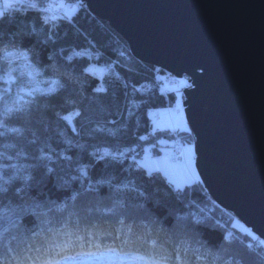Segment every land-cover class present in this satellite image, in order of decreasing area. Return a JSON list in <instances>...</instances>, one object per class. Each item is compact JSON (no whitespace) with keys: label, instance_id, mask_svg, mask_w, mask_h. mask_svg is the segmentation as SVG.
I'll return each mask as SVG.
<instances>
[{"label":"trees","instance_id":"obj_1","mask_svg":"<svg viewBox=\"0 0 264 264\" xmlns=\"http://www.w3.org/2000/svg\"><path fill=\"white\" fill-rule=\"evenodd\" d=\"M23 2H36L44 7L52 2L59 6V0ZM60 17L59 27L56 23L42 25L37 13L25 7L19 11L9 10L8 19L0 22V54L5 49L26 52L29 64L39 71L40 77L53 79L54 88L61 89L58 95L51 97V106H47L48 97L44 94L48 91H45L27 100L22 116L10 119L0 116V120L7 121L0 127V185L15 177L6 186L23 187L19 178L32 177L28 182V214L22 220L14 217L22 225L19 237L40 248L31 253L30 259L37 264H46L49 260L61 264L92 252L108 255L109 263L139 264L133 257L159 253V248L153 249L149 244L152 239L159 244L169 238L174 242L191 239V235L184 234L185 225L191 224L190 219L184 218L191 214L201 221L195 230L188 228L196 241L217 248L227 234L233 243L219 253L223 259L231 264L233 254H238L243 264H260L258 255L264 256V250L257 253L255 247L260 241L249 239L254 233L231 211L218 206L200 180L179 187L176 193L160 171L138 170L133 164L132 157L140 156L146 145H151L153 152H159L162 136L170 155L171 127L152 131L151 114L156 112H150L175 99L174 91L163 95L160 90L166 71L134 57L127 41L106 21L92 14L84 3H78L70 16L63 11ZM89 64L102 68V73L90 71ZM97 87L105 88L107 95H97L94 92ZM66 101H75L93 121L91 127L106 128V133L93 137L82 130L73 137L63 122L51 116L53 107L71 114V106ZM167 114L170 115V110ZM81 123L78 120L77 127ZM12 128L20 131L13 133ZM176 129L183 141L189 140L188 131ZM141 135L147 139L140 141ZM190 137L193 140L191 131ZM68 139L73 145L81 144L84 148H68ZM98 144L110 147L117 155V148L125 151L128 146L135 152L120 157L121 163H114L111 158L96 163L91 154L97 151ZM54 153L71 159H58ZM43 155H51L52 160L37 159ZM83 165H89L87 177H80L77 171ZM45 166L53 168V173H47ZM0 221L7 222L2 215ZM161 228L164 233L157 236ZM146 230H152V235H145ZM245 233L248 235H243ZM17 243L19 241H13L12 246L16 247ZM96 243H100L99 249ZM248 243L254 245L251 250L246 247ZM7 245L8 239L0 241L2 259H7L3 256ZM194 246L199 247V244ZM168 247L174 251L172 245ZM20 248L23 249L24 244H20ZM21 256L27 257L29 253L23 251ZM184 259L196 264L191 253Z\"/></svg>","mask_w":264,"mask_h":264},{"label":"water","instance_id":"obj_2","mask_svg":"<svg viewBox=\"0 0 264 264\" xmlns=\"http://www.w3.org/2000/svg\"><path fill=\"white\" fill-rule=\"evenodd\" d=\"M65 1L84 3L137 59L187 77L199 180L264 238V0Z\"/></svg>","mask_w":264,"mask_h":264},{"label":"snow or ice","instance_id":"obj_3","mask_svg":"<svg viewBox=\"0 0 264 264\" xmlns=\"http://www.w3.org/2000/svg\"><path fill=\"white\" fill-rule=\"evenodd\" d=\"M18 5L19 7H17ZM0 6H2L0 7V22L8 19L9 10L19 11L21 9H24L25 7L37 13V19L40 20L42 25L56 23L57 27H59L58 21L62 19V17H56L54 15L53 9L57 6V4L52 2L48 3L47 7H41V5L36 2L25 4L23 0H0ZM59 7H65V0H59ZM41 12H43L45 15H40ZM71 19L74 22V17ZM49 39H51V37H49ZM0 55L3 56L4 61H6L8 65L11 64L13 58L28 60V55L26 52H9L7 49H5ZM69 59H71V57H69ZM14 71L15 69L11 67H0V82L9 86L12 83H15L16 81L13 77ZM33 71H35V69H33ZM29 78H31V73H29ZM60 90L61 89L52 88L44 94L48 97L47 106H51V97L58 95ZM21 91H23V88H21ZM35 91H37V89H33L32 91L26 92L25 95L32 96ZM94 92L97 95H107V90L105 88L97 87L94 89ZM66 103L70 104L71 106V114H68V112L64 109L57 110L55 107H53L51 116L56 121L63 122L66 126V129L72 133L73 137L80 135L82 130H86L88 133L92 134L93 137H95L97 133H106V128L91 127L93 121L83 108H80L76 105L75 101H66ZM23 109L24 106L22 104L19 106H14L13 108L5 107L4 115L7 116L9 119L13 116L19 117L24 114ZM78 120L82 121L79 127H77ZM6 123V120H0V127H4ZM112 123H114V121ZM11 131L13 133H18L20 130L17 128H12ZM186 131L189 132V140L187 142L188 146L184 149L183 152L179 154L178 157L174 158L171 161L155 160L148 161L144 164H137L136 157H132L133 164L137 166L138 170L140 168L151 166L156 168L157 171L163 172L165 178L167 179L169 187L173 192L176 193H179L180 191L178 182L179 180L189 181L195 179L197 182H199V172L196 170L195 146L191 143L190 129H187ZM112 135L114 136V134ZM138 139L140 141H144L147 139V137L141 135L138 137ZM66 143L68 145V148H84V145L81 144L73 145L71 139H68ZM95 147L97 151L93 152L91 155L95 158L96 163L104 162L108 158H111V161L114 163H121L120 157L125 156L127 153L135 152V149L130 146H128L125 151H122L117 148L116 151L118 152V155L114 154V152L110 150V147H101V145L99 144ZM49 151L54 150L50 149ZM97 152H99V155H97ZM54 154L57 155L58 159H71V157L63 155L62 153ZM37 159L51 161L52 156L43 155L37 157ZM88 168L89 165H83L77 168L80 177H87L89 175ZM45 170L49 174L53 173V168L45 166ZM13 179H15V177H10L9 180L4 181L3 185H0V209H2V213H0V215L3 216L4 221H7L6 223L0 221V241L8 239V245L3 250V256H6L7 259L0 258V264H37L36 260L30 259V257L33 251L38 252L40 251V248L30 241L28 243H25L24 240L19 237L18 233L22 225L20 222H17V220L14 219V217L19 216L22 220L23 217L28 214V208L26 206L27 200L29 199L28 189L30 185L28 184V182L32 179V177L29 175H24L19 178V182L24 185L23 187H7L6 185H9L11 180ZM138 195L142 196L143 193H138ZM13 197H15V201L13 200ZM16 201H18V203ZM36 206L38 207L39 205ZM184 219L191 220L190 225H185L184 233L186 236L191 235V239L174 242L171 240V238H169L163 244H159L156 239H152L151 241H149V244L153 249L159 248V253L157 254L154 252L152 256L137 255L133 257V259L139 261V264H192L191 261H186L184 259L185 256L191 253L194 257L196 264H209V261L210 264H229L227 260L223 259L219 255L220 252L225 251L227 247H229L233 243V241L229 239V236L227 234L223 236L221 246H218L217 248H209L205 244L196 241L195 235L190 234L188 232L189 227L195 230V228L201 224V221L191 217V214L188 218ZM121 223L123 222L121 221ZM150 223L153 222L150 221ZM13 232H16L17 234H12ZM160 233H164L163 228H161L159 232L156 233V235L159 236ZM70 235L71 233H69V236ZM145 235H152V230H146ZM243 235L247 236L248 234L245 233ZM116 238H120L119 234H117ZM249 239L260 241L259 244L255 245V247L257 248V253L264 250V238L253 234L249 237ZM13 241H19L16 247L12 246ZM65 242L67 243V240ZM20 244H24L23 249L20 248ZM195 244H199V247H195ZM168 245H172L174 251L170 249ZM95 247L99 249L101 247L100 243H96ZM246 247L251 250L254 245L252 243H248ZM202 249L203 251H201ZM23 251H27L29 253V256L22 257L21 253ZM109 251H115V249H109ZM13 253H15V255H13ZM84 255L88 256L89 258H94L95 256V254L92 252L85 253ZM258 259L260 260V264H264V256L258 255ZM46 264H59V262L49 260L46 262ZM231 264H243V258L238 256V254H233Z\"/></svg>","mask_w":264,"mask_h":264},{"label":"rangeland","instance_id":"obj_4","mask_svg":"<svg viewBox=\"0 0 264 264\" xmlns=\"http://www.w3.org/2000/svg\"><path fill=\"white\" fill-rule=\"evenodd\" d=\"M78 2H72V6H68V3L65 1L64 15L70 16L77 8ZM9 52H19V51H9ZM0 67H11L15 69L13 72V77L15 83H12L10 86L0 82V116L4 115V109L13 108L14 106L24 105L31 96L25 95L26 92L37 89L33 94L49 91L55 87V81L49 78L40 77L39 71L29 64V60H22L19 58H13L10 65L4 61L3 56L0 58ZM90 71H94L96 74H101L103 69L92 66L91 64L87 67ZM35 69V71H33ZM29 73H31V78H29ZM39 73V74H37ZM179 85L172 86L171 89L175 93L176 106L173 108L171 106L170 115L167 114V107L156 108V113L151 114L152 122V131L165 129L168 127H176L182 132H186L187 129H190L187 122L184 107H183V88L182 86H189L186 77L183 75L179 78ZM188 85H187V84ZM23 88V91H21ZM159 142L162 143L160 146L159 152H153L151 145H146L142 150L140 156H137V164H144L148 161L155 160H165L171 161L169 155V147L166 144V139L162 136L159 138ZM188 140L184 141V149L188 146ZM193 144V141L191 140ZM178 162V161H177ZM148 171H157L154 167H145ZM163 175L164 173L161 172ZM165 176V175H164ZM195 179L184 181L179 180V187H183L185 184H188ZM241 223V222H240ZM247 228V227H246ZM249 229V228H247ZM250 230V229H249ZM250 232H252L250 230ZM108 255H95L94 258H89L88 256L81 255L80 257H75L67 260L61 264H114L113 262L107 261Z\"/></svg>","mask_w":264,"mask_h":264},{"label":"built area","instance_id":"obj_5","mask_svg":"<svg viewBox=\"0 0 264 264\" xmlns=\"http://www.w3.org/2000/svg\"><path fill=\"white\" fill-rule=\"evenodd\" d=\"M71 5H72V3H68V6H71ZM41 7H44V6H41ZM63 11H64V7L61 8L59 6H56L53 9V13L56 17L62 16ZM170 75L171 74L166 72L165 77L167 79L165 81H163V83L160 84V90L165 95H167V93H168L169 86H175L179 83V80L177 79V77H175V79H174ZM175 106L176 105L174 104V107ZM150 112H154V110L151 109ZM171 133H172V141H171V145H170V157H171V160H173L174 158L178 157L181 152L184 151V146H183L184 141L181 138V136L179 135L176 127H171Z\"/></svg>","mask_w":264,"mask_h":264},{"label":"bare ground","instance_id":"obj_6","mask_svg":"<svg viewBox=\"0 0 264 264\" xmlns=\"http://www.w3.org/2000/svg\"><path fill=\"white\" fill-rule=\"evenodd\" d=\"M66 2H68V3H72V2H74V1H66ZM78 3H80V1H77ZM171 77H173L174 79H175V76H173V75H170ZM186 77V76H185ZM162 78H163V81H165L167 78L165 77V75H163L162 76ZM180 78V77H179ZM179 78L177 77V79L179 80ZM186 79H187V77H186ZM187 82H188V80H187ZM179 83H180V80H179ZM179 83L177 84V85H179ZM171 87L172 86H169V89H168V93H170V91H173L172 89H171ZM185 87V86H184ZM183 87V88H184ZM163 95H165L164 93H162ZM176 97V96H175ZM174 104L176 105V101H175V99H174V101L173 102H168V104H167V110H170L171 109V106L172 107H174ZM154 110V112H156V110L155 109H153ZM152 113V112H151Z\"/></svg>","mask_w":264,"mask_h":264},{"label":"crops","instance_id":"obj_7","mask_svg":"<svg viewBox=\"0 0 264 264\" xmlns=\"http://www.w3.org/2000/svg\"><path fill=\"white\" fill-rule=\"evenodd\" d=\"M169 149V148H168Z\"/></svg>","mask_w":264,"mask_h":264}]
</instances>
